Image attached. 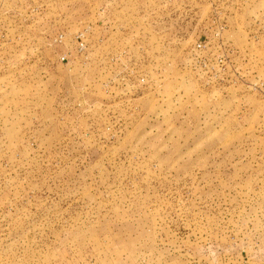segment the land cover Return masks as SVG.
<instances>
[{
	"label": "rangeland",
	"instance_id": "obj_1",
	"mask_svg": "<svg viewBox=\"0 0 264 264\" xmlns=\"http://www.w3.org/2000/svg\"><path fill=\"white\" fill-rule=\"evenodd\" d=\"M0 264H264V0H0Z\"/></svg>",
	"mask_w": 264,
	"mask_h": 264
},
{
	"label": "built area",
	"instance_id": "obj_2",
	"mask_svg": "<svg viewBox=\"0 0 264 264\" xmlns=\"http://www.w3.org/2000/svg\"><path fill=\"white\" fill-rule=\"evenodd\" d=\"M79 40L81 39V36H79V37H77ZM79 46H80V48H83L84 47V45L81 43V44H79Z\"/></svg>",
	"mask_w": 264,
	"mask_h": 264
}]
</instances>
